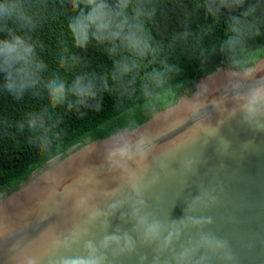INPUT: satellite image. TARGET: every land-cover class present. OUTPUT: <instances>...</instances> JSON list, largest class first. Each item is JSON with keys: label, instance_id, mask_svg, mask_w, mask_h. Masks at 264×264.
Returning a JSON list of instances; mask_svg holds the SVG:
<instances>
[{"label": "water", "instance_id": "obj_1", "mask_svg": "<svg viewBox=\"0 0 264 264\" xmlns=\"http://www.w3.org/2000/svg\"><path fill=\"white\" fill-rule=\"evenodd\" d=\"M0 264H264V56L36 168L0 199Z\"/></svg>", "mask_w": 264, "mask_h": 264}, {"label": "trees", "instance_id": "obj_2", "mask_svg": "<svg viewBox=\"0 0 264 264\" xmlns=\"http://www.w3.org/2000/svg\"><path fill=\"white\" fill-rule=\"evenodd\" d=\"M262 56L264 0H0V199Z\"/></svg>", "mask_w": 264, "mask_h": 264}, {"label": "clouds", "instance_id": "obj_3", "mask_svg": "<svg viewBox=\"0 0 264 264\" xmlns=\"http://www.w3.org/2000/svg\"><path fill=\"white\" fill-rule=\"evenodd\" d=\"M11 10H12L11 6H6L2 9V11L4 13H9V12H11ZM19 43H20V40L18 37H14L11 41H3L2 42L3 51L12 52L17 47V45ZM27 50H28L27 48L24 49V51H27ZM193 107H195V106H193ZM144 145H145L144 141L141 139H138V141L136 143V151H135V154H133L132 152L129 151L127 141H123L119 145L110 148L108 151V155L110 158L119 157V160L115 161V163H117L119 166L123 167L124 165H123L122 161H124L126 159H131L133 155L139 157V161L144 159V157L146 155V149L144 148ZM139 161H138V163H139ZM159 228H160V226L156 223L149 224L145 228V233L150 238H154L156 235H158Z\"/></svg>", "mask_w": 264, "mask_h": 264}]
</instances>
